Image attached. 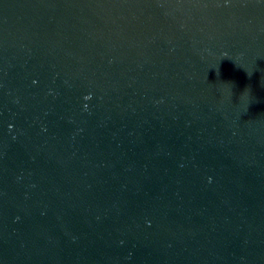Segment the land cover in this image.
Returning <instances> with one entry per match:
<instances>
[{"label": "water", "instance_id": "95a60500", "mask_svg": "<svg viewBox=\"0 0 264 264\" xmlns=\"http://www.w3.org/2000/svg\"><path fill=\"white\" fill-rule=\"evenodd\" d=\"M0 264H264V0H0Z\"/></svg>", "mask_w": 264, "mask_h": 264}]
</instances>
